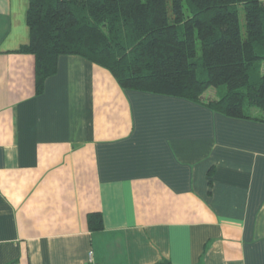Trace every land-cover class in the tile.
Instances as JSON below:
<instances>
[{
  "label": "crops",
  "instance_id": "obj_1",
  "mask_svg": "<svg viewBox=\"0 0 264 264\" xmlns=\"http://www.w3.org/2000/svg\"><path fill=\"white\" fill-rule=\"evenodd\" d=\"M28 8L0 0V264H264V123L80 56L37 94Z\"/></svg>",
  "mask_w": 264,
  "mask_h": 264
},
{
  "label": "trees",
  "instance_id": "obj_2",
  "mask_svg": "<svg viewBox=\"0 0 264 264\" xmlns=\"http://www.w3.org/2000/svg\"><path fill=\"white\" fill-rule=\"evenodd\" d=\"M27 25L30 41L16 52L36 57L37 94L61 56H80L124 90L264 123V0H29ZM213 88L218 97L205 98ZM88 223L104 228L99 213Z\"/></svg>",
  "mask_w": 264,
  "mask_h": 264
},
{
  "label": "rangeland",
  "instance_id": "obj_3",
  "mask_svg": "<svg viewBox=\"0 0 264 264\" xmlns=\"http://www.w3.org/2000/svg\"><path fill=\"white\" fill-rule=\"evenodd\" d=\"M240 22H241V26H242V33L245 34V24H246V19H245V13L243 11V9L240 10ZM201 54L200 49H198V55ZM216 89H210L205 95L204 97L209 99V98H215L218 97L217 95H215ZM261 111H259L260 113Z\"/></svg>",
  "mask_w": 264,
  "mask_h": 264
}]
</instances>
